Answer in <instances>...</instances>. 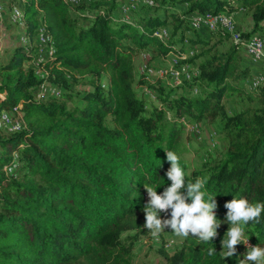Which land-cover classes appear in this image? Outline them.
<instances>
[{"label": "trees", "instance_id": "16d2710c", "mask_svg": "<svg viewBox=\"0 0 264 264\" xmlns=\"http://www.w3.org/2000/svg\"><path fill=\"white\" fill-rule=\"evenodd\" d=\"M152 1V6L143 3V12L131 9V20H124L120 16L129 0H24L31 44L17 43L0 60V110L21 105L24 121L22 131L0 135V264H133V242L122 236L142 226L139 216L149 199L144 186L157 194L170 186L166 152L179 157L180 120L186 117L216 120L226 142L219 158L204 161L190 176L179 157L186 183L206 180L201 190L215 196L217 219L225 221L224 205L233 198L264 203V88L252 92L258 108L230 115L221 104L225 95L242 92L252 77L254 66L237 51L261 33L264 0ZM184 7L179 18L174 11ZM244 9L252 29L224 52L190 26L195 13L231 15ZM41 21L54 48L41 66L48 83L62 91L44 102L32 95L44 80L24 64ZM169 25L168 38L155 34ZM149 47L160 56L193 52L180 64L195 66L199 75L183 81L179 93L178 87L153 86L160 104L148 110L133 86L134 57ZM83 76L89 79L76 89ZM139 78L138 86L147 85L145 76ZM193 89L200 95H192ZM14 155L16 169L6 175L2 169L14 163ZM180 191L186 194V188ZM244 228L251 244L264 248V211L259 223L249 221ZM217 233L210 242L189 233L164 255L165 264H238L242 244L224 258L227 248L221 252L219 246L227 239Z\"/></svg>", "mask_w": 264, "mask_h": 264}, {"label": "rangeland", "instance_id": "374dc122", "mask_svg": "<svg viewBox=\"0 0 264 264\" xmlns=\"http://www.w3.org/2000/svg\"><path fill=\"white\" fill-rule=\"evenodd\" d=\"M75 1V0H72ZM130 5H124L122 10L124 9L126 12L123 11V14L120 16V18H124V20H131V9L134 11H140L143 12L142 6L143 3H145V0H133L129 1ZM18 4L17 0H5L3 2V16L0 18V60L3 61L6 59L10 53V51L15 48L17 45L18 36L21 34L18 32V26L14 24H10L8 21L9 11L12 5ZM186 7L177 9L174 11L175 14L179 18L183 16V11ZM220 13H226L225 11H222ZM76 17H78L77 13L74 14ZM193 15V14H192ZM233 17V27L229 31H225L226 35L220 36L219 30L220 28L213 31H208L207 29H199L196 30L198 34H200L202 37L208 39V41L213 38V40L210 42V46L214 45L216 49L220 52L226 51L233 43L234 39L236 38V35L246 33L251 31L252 29V20L250 17V13L247 10H241L238 15L231 14ZM171 19H168V22H170ZM165 30L166 37L168 38L171 32V26L163 28L161 31ZM17 31V32H16ZM223 31V30H222ZM191 32L185 33V38L188 39L187 36L190 35ZM262 33V34H261ZM261 33H257L258 35L262 36L264 39V23L262 25ZM164 37V38H166ZM178 37V36H177ZM163 38V39H164ZM186 39V40H187ZM176 50H179V46L175 45ZM186 48L187 44H186ZM181 52L185 53V50L181 49ZM239 57L246 58L245 54L243 53V48L240 47V49L237 51ZM182 53V54H183ZM173 55H177L179 53L172 52ZM172 54H167L166 56H160L156 54V50L152 47H149L148 51L140 52L134 57V67H135V75H136V82L134 83L133 89L135 90L138 97L146 99L149 106L148 110L151 109L152 106H158L160 103L155 98L156 95H154L153 86H163L165 88H177L178 93L180 92L181 88L179 89V86H176L173 84V79L171 76L164 74V70L170 68L172 66V62L175 58H173ZM187 56H189V53H185ZM189 58V57H188ZM187 58V59H188ZM176 60V59H175ZM200 60H198L199 62ZM26 64V63H25ZM197 64L196 62L194 63ZM186 67L187 70H189L190 73L193 72V70L196 69L195 66L192 65H179L175 66V68ZM147 70H150V82H146V84L138 86V82H140V75L146 77ZM47 78V77H46ZM89 79V76H83L80 78H77V81L80 82V84L75 85L74 87L76 89H83L84 86L81 85L82 80ZM145 82V81H144ZM101 83L103 85H107V79L102 78ZM236 86H239L241 88L240 82L233 83ZM264 88V86H263ZM258 90V89H256ZM256 90L251 88V82L249 80L246 81V86L242 90V92H236L231 93L230 95H225L222 100L221 104L224 107V110L228 114H233L235 112H239L243 109H246L248 107L252 108H258L259 101L258 98L255 96H252V92H255ZM192 95H200V91L198 89L197 92L192 91ZM168 119H171V117L168 115ZM180 123L182 124L183 131L179 137V149H180V159L183 160L186 163L187 170L186 174L187 176H190L193 172L200 170L201 165L206 160L210 159H217L219 158L220 154L225 150L226 148V142L223 139V135L220 132L221 126L216 120H203L201 122H195L192 118L186 117L184 119L180 120ZM0 135L7 136L6 133L0 132ZM148 201V200H147ZM147 203V202H146ZM145 209L142 211V213L139 216V219L142 222V226L139 230H133L128 233H125L122 236V239H126V242L129 243L130 241L133 242V264H165V254H172L174 250H176L178 247H180L184 237L176 236L170 228H165L163 231H161L157 236L152 235V230L146 229L144 227L145 224ZM170 212L169 209L167 212H161L159 213V218L161 219H170ZM233 225L228 223L227 221L220 224L218 230L223 234L224 238L228 239L226 232L228 231V228H231ZM132 237V238H130ZM244 239H247V233L246 230L244 232ZM242 244V252L239 258V263L242 259H244L245 254L247 251H250L251 249H248V246H254L251 244V242L248 240V246H246L243 243ZM219 249L221 252H224V247H222V244L219 246ZM246 264H264V261H247Z\"/></svg>", "mask_w": 264, "mask_h": 264}, {"label": "clouds", "instance_id": "9594fccd", "mask_svg": "<svg viewBox=\"0 0 264 264\" xmlns=\"http://www.w3.org/2000/svg\"><path fill=\"white\" fill-rule=\"evenodd\" d=\"M166 159L170 162V168L165 173L168 180L171 181L163 193L157 194L156 188L144 186L148 196V201L144 207L146 229L152 230V235L157 236L165 228H170L176 236L188 237L189 233L204 242H210L218 233L220 224L227 221L231 225L226 235L228 239L222 240V247L227 248L225 257H232L235 252V246L243 243L248 246V239H244V226L249 221L259 223V217L264 211V203L252 205L247 199H232L225 203L224 207L228 209L225 221L217 219L215 209L217 203L215 196L207 194L201 189L206 183L205 179H198L194 184L185 182V173L180 166L179 157L172 151L166 152ZM186 188V194L181 193V189ZM208 199L205 200V196ZM190 200V203L186 201ZM171 209L170 219L159 218V213L167 212ZM250 251L240 261V264H246L247 261H264V248L259 245L248 246ZM215 249L210 248L208 254L211 256Z\"/></svg>", "mask_w": 264, "mask_h": 264}, {"label": "built area", "instance_id": "2783aa9c", "mask_svg": "<svg viewBox=\"0 0 264 264\" xmlns=\"http://www.w3.org/2000/svg\"><path fill=\"white\" fill-rule=\"evenodd\" d=\"M133 1V0H129ZM3 2L4 0H0V18L3 16ZM24 0H20V3L14 4L11 6L8 16V21L10 24H14L19 28L26 29V20L22 9V4ZM145 4L148 6L153 5L152 0H145ZM124 12H126L123 9ZM233 17L227 13H218V14H198L195 13L190 18V26L194 30L199 29H207L208 31H215L217 29H222L223 31H229L233 27ZM159 38L166 37L165 30L155 33ZM239 35H236L237 40ZM17 43L21 46L23 45H30L29 39L27 38L26 34L23 33L19 36ZM35 46L33 53L28 55L27 60L24 62L31 66L35 70V74L41 79L44 80L41 84H39L33 90V98L37 101H46L50 97L57 98L61 94V89L54 84L48 83L46 77L48 73L42 68V63L52 57L54 53V48L52 45V39L50 34L46 29V25L41 21L37 27V32L35 34V41L33 42ZM243 48V53L245 54L246 58L250 61V63L254 66V71L252 73V77L249 79L251 82V88L256 90L260 87L264 86V39L260 35H254L251 39L244 41L241 44ZM172 54V53H169ZM173 55V54H172ZM187 54H178L173 55L175 58L172 62V66L166 70H164V74L171 76L173 79V84L176 86H181L183 81H191L193 78L199 75V71L197 69L193 70L192 73L187 70L184 66L179 71L177 64L181 65L180 63L187 60L188 57L193 55V52H189ZM150 70L146 72V80L150 82ZM194 92H197V89H193ZM3 100V95L0 94V101ZM21 105L12 108L11 110H0V132H4L7 135L15 134L24 129V121L22 117V113L20 111ZM16 159L17 156L14 155V163L9 166L3 167L2 171L9 175L13 173L16 169Z\"/></svg>", "mask_w": 264, "mask_h": 264}, {"label": "crops", "instance_id": "0c3cea01", "mask_svg": "<svg viewBox=\"0 0 264 264\" xmlns=\"http://www.w3.org/2000/svg\"><path fill=\"white\" fill-rule=\"evenodd\" d=\"M4 1H5V0H4ZM240 12H241V10L238 11V12H236V13H233V16H234V15H238V13H240ZM3 13H4V11H3ZM17 30H18V32L21 33V34L19 35V36H21L23 33H25V30H26V29H23V28H19V27H18ZM16 32H17V31H16ZM19 36H18V38H19ZM24 64H25V63H24ZM26 65H27V64H26Z\"/></svg>", "mask_w": 264, "mask_h": 264}]
</instances>
